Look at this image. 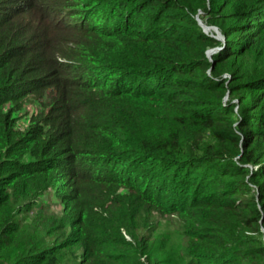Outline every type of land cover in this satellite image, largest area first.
<instances>
[{"label":"trees","instance_id":"trees-1","mask_svg":"<svg viewBox=\"0 0 264 264\" xmlns=\"http://www.w3.org/2000/svg\"><path fill=\"white\" fill-rule=\"evenodd\" d=\"M56 185L83 264H264V0H0V264Z\"/></svg>","mask_w":264,"mask_h":264},{"label":"rangeland","instance_id":"rangeland-1","mask_svg":"<svg viewBox=\"0 0 264 264\" xmlns=\"http://www.w3.org/2000/svg\"><path fill=\"white\" fill-rule=\"evenodd\" d=\"M199 23L200 26L202 25L204 28H207V33L210 36L218 39L222 38L221 33L216 27L207 26L201 23L200 20ZM204 28L202 27L203 31ZM233 102H236V100ZM19 103L23 104L25 110L13 112V115H16L14 129L24 133L27 128L26 125L29 123V119L33 116L34 112L31 104L24 103L23 99L19 100ZM57 188V185L50 188L52 196H44L42 194L41 199L35 201L34 204H30L28 200H20L15 206L17 232L14 239L19 244L11 251V258L14 255H25L33 247L43 249L56 246L62 239L66 243L64 239L68 237L70 226L67 225L66 227L65 222L67 219H70V216L68 215L69 211L63 207L64 204L60 197L54 198V192ZM15 190L17 194L21 193V198L24 199L26 197L25 193L31 195L35 193L33 189L23 191L20 186L16 187ZM157 227L156 238H159L158 241L161 243L162 248H164V252L159 256L164 259L161 264H181V261L171 254L178 251L182 244L179 220L174 216H163L157 222ZM154 241L155 238H153ZM153 251L155 252V249ZM80 252V246L77 244L66 243L55 252V255L58 264H83L79 259Z\"/></svg>","mask_w":264,"mask_h":264},{"label":"water","instance_id":"water-1","mask_svg":"<svg viewBox=\"0 0 264 264\" xmlns=\"http://www.w3.org/2000/svg\"><path fill=\"white\" fill-rule=\"evenodd\" d=\"M197 19H198V18H197ZM198 21H199V20H198ZM199 24H200V23H199ZM201 27L204 28V26H202V25H201ZM203 32L206 33V34H208V33H207V28H204V31H203ZM216 39H218V38H216ZM218 40H221V41L223 42V39H222V38H221V39H218ZM219 50H220V49L217 48V49H213V50L207 52L208 57L211 58V55L214 54L215 52L219 51Z\"/></svg>","mask_w":264,"mask_h":264},{"label":"clouds","instance_id":"clouds-1","mask_svg":"<svg viewBox=\"0 0 264 264\" xmlns=\"http://www.w3.org/2000/svg\"><path fill=\"white\" fill-rule=\"evenodd\" d=\"M222 39H223V38H222ZM215 49H217V48H215ZM218 49H220V50H221V48H220V47H219ZM211 50H213V49H211ZM220 50H219V51H220ZM209 51H210V50H209ZM209 51H208V52H209ZM217 52H218V51H217ZM215 53H216V52H215ZM212 55H213V54H212ZM212 55H211V56H212ZM210 59H211V58H210Z\"/></svg>","mask_w":264,"mask_h":264}]
</instances>
